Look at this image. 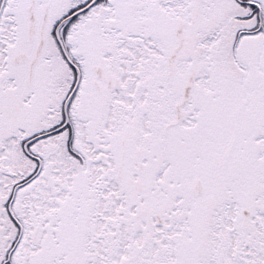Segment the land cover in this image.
<instances>
[{"label":"snow or ice","instance_id":"obj_1","mask_svg":"<svg viewBox=\"0 0 264 264\" xmlns=\"http://www.w3.org/2000/svg\"><path fill=\"white\" fill-rule=\"evenodd\" d=\"M0 264H264V0H0Z\"/></svg>","mask_w":264,"mask_h":264}]
</instances>
